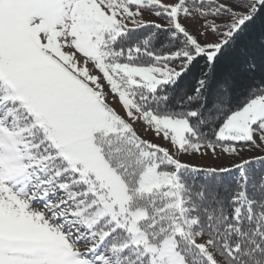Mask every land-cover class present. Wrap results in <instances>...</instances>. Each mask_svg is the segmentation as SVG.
Here are the masks:
<instances>
[{
    "label": "snow or ice",
    "instance_id": "obj_1",
    "mask_svg": "<svg viewBox=\"0 0 264 264\" xmlns=\"http://www.w3.org/2000/svg\"><path fill=\"white\" fill-rule=\"evenodd\" d=\"M0 264H264V0H0Z\"/></svg>",
    "mask_w": 264,
    "mask_h": 264
}]
</instances>
